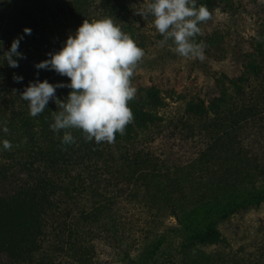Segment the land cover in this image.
Instances as JSON below:
<instances>
[{
	"label": "rangeland",
	"instance_id": "obj_1",
	"mask_svg": "<svg viewBox=\"0 0 264 264\" xmlns=\"http://www.w3.org/2000/svg\"><path fill=\"white\" fill-rule=\"evenodd\" d=\"M70 1L0 0V43L8 44L0 45V53L13 49L17 41L38 43L36 54L51 68L90 56L92 35L69 9ZM90 1L97 19L110 25L108 51L118 58L117 74L91 83L79 110L89 106L110 112L126 97L141 98L152 88L164 103L159 115L165 121L154 130V135L161 134L172 122L187 121L188 104L198 102L209 89L223 84L234 92L230 82L242 75L244 57L251 55L262 72L247 81L245 95H234L233 103L243 110L251 107L258 118L242 130L233 129L230 112L239 109L230 105L224 109L227 121L221 116L220 131L242 141L254 170L264 168V0ZM129 26L135 47L126 41ZM11 91L3 87L2 93L9 92L10 98L0 101V194L19 192L11 200H0V264H158L174 254L171 264H264V200H258L264 187L252 192L257 197L253 203L219 223L225 243L200 244L187 252L173 249L170 241L142 255L141 246L135 247L129 255L124 243L109 242L107 230L93 224L92 230L86 227L95 241L89 251L76 241L78 231L72 227L62 230L61 239L44 232L38 218L59 205L31 200L24 188L47 184L44 174L57 164V118L44 124L42 103ZM165 219V224L176 222L169 215ZM96 232L102 239H95ZM119 236L122 240L124 235Z\"/></svg>",
	"mask_w": 264,
	"mask_h": 264
},
{
	"label": "trees",
	"instance_id": "obj_2",
	"mask_svg": "<svg viewBox=\"0 0 264 264\" xmlns=\"http://www.w3.org/2000/svg\"><path fill=\"white\" fill-rule=\"evenodd\" d=\"M69 5L92 35L90 56L51 68L36 54L38 43L17 41L13 49L0 53V101L10 98L9 92L2 93L9 87L42 103L44 124L53 117L58 120L60 149L54 154V170L44 174L48 183L24 188L31 200L59 205L38 218L42 230L61 239L62 230L72 227L78 231L76 241L89 251L88 245L95 243L88 232L93 224L107 230L109 242L124 243L129 255L135 247L141 246L142 255L170 241L173 249L183 252L200 244L225 243L217 226L256 200L252 192L264 187V168L254 170L242 141L222 134L221 116L224 119L228 106H237L236 114L229 111L230 122L240 130L258 118L251 107L243 110L233 102L234 95H245L247 81L260 75L261 64L251 55L244 57V72L230 82L234 92L223 84L209 89L198 102L188 104L187 121L172 122L171 129L154 135L165 121L159 115L164 103L155 89H147L141 98L126 97L110 112L78 109L91 83L117 74L118 58L108 51L110 25L97 19L91 1L71 0ZM127 28L126 41L135 47L133 29ZM18 192L0 194V200H11ZM258 198L264 200V193ZM168 215L174 224H165ZM175 255L158 264H171Z\"/></svg>",
	"mask_w": 264,
	"mask_h": 264
}]
</instances>
